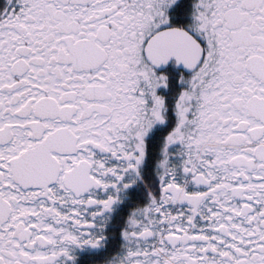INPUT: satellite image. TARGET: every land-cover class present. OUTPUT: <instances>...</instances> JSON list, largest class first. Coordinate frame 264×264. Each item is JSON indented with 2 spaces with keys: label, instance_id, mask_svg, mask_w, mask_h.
I'll return each mask as SVG.
<instances>
[{
  "label": "snow or ice",
  "instance_id": "1",
  "mask_svg": "<svg viewBox=\"0 0 264 264\" xmlns=\"http://www.w3.org/2000/svg\"><path fill=\"white\" fill-rule=\"evenodd\" d=\"M0 264H264V0H0Z\"/></svg>",
  "mask_w": 264,
  "mask_h": 264
}]
</instances>
